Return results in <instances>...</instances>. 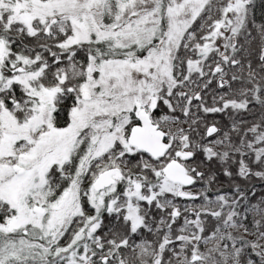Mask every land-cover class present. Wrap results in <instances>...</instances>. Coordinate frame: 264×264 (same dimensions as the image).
I'll return each mask as SVG.
<instances>
[{"label": "rangeland", "instance_id": "obj_1", "mask_svg": "<svg viewBox=\"0 0 264 264\" xmlns=\"http://www.w3.org/2000/svg\"><path fill=\"white\" fill-rule=\"evenodd\" d=\"M206 1L165 0L163 5L160 0L15 1L12 7L14 16L29 29L32 22L44 24L47 20H57L61 30L69 27L70 36L66 43L85 42L93 36L94 40H109L113 46L134 44L138 50L162 26L163 35L146 49L144 55L135 59L136 49L123 59L111 57L95 63L89 57L85 66V79L78 90L74 91L71 105H67L69 108L66 109V116H62L59 121L61 126L52 122L51 115L54 106H57L53 101L56 87L34 84L36 72L25 70V65L20 66L21 70H17L18 67L16 71L9 69L3 82L9 85L17 82L18 86L21 85L29 94L32 105L23 110H29L26 111L29 114L25 113L19 121L6 109L0 110V193L9 207V211L0 217V230L14 236L10 240L5 238L1 241L2 249L9 250L4 257L25 264H38L42 261L44 255L49 253L48 246L63 236L61 233L67 227V222L80 212L78 186L82 182V171L89 168L87 180H91L98 172L93 173L95 169L91 164L100 167L106 158L117 163L116 160L125 155L123 146L127 144L125 137L129 128L126 122L132 111L148 110L169 143L168 149L157 159H151L144 151L146 155L130 148L129 155L133 154L130 157L134 159L129 162L135 166L132 172H139L143 177L152 179L158 176L165 163L176 158L175 151H191V141L182 133V127H187L188 123L180 122L176 114L158 111V92L163 86L173 85L172 61L181 34ZM246 3L247 0L227 1L228 5L221 18L210 32V39L198 47L197 51L202 56L187 62L189 69H203L201 60L206 55L217 51L223 57L224 49L233 47L235 35L245 17ZM46 27L45 30H48ZM256 31L260 33L258 28ZM259 51L260 54L264 53L263 45ZM5 56L6 44L0 40V65ZM212 69L216 67L212 66ZM165 126H169V130ZM178 126L180 131H176ZM211 126L215 127L210 124L205 126V134ZM173 130L174 134L171 133ZM260 136H264V131ZM177 160L185 171L190 166V161L186 159ZM51 164L61 166V169L71 165L74 168L72 172L64 169L67 172L64 175H68V184L54 199H51L54 193L44 187L45 173ZM134 186L129 184L126 189L129 200L122 202V208L127 205V212L121 215L132 228L140 225L143 217L140 207L145 213L142 205L154 199H157L159 210L166 208L169 214L176 204L180 209L184 207L183 216H186L188 207H182L179 201L171 202L173 198L177 199V184L156 179L141 182L137 190H134ZM188 191L192 194L203 193L201 198L205 203L197 204L196 209L205 212L208 221L211 219L217 222L226 215L225 219H221L224 221L229 218L227 225L209 232H203L199 225L188 232L182 231L183 226L178 225L172 231L162 229L161 239L151 246L148 240L145 246H142L141 239L126 242L129 244V253L133 252V259L124 252L113 261L114 264H264V230L259 228L256 217L248 225L243 224L240 217H237V221L232 220L234 213L225 196L220 198L221 203L227 207H214L212 201L216 194H209L201 179H197L194 187ZM86 195L87 204L94 199L101 202L102 196L95 194L91 188ZM259 208L264 215V205L260 204ZM251 210L255 216L257 209ZM82 219L81 225L77 220L69 237L52 247V256L74 259L75 244L87 240L95 227L91 225L89 213L82 214ZM111 253V250L105 249L101 258L105 257L103 260H106ZM242 253L245 255L244 260L241 258ZM89 255L87 253L80 258L88 261ZM190 258L194 259L191 261Z\"/></svg>", "mask_w": 264, "mask_h": 264}, {"label": "trees", "instance_id": "obj_2", "mask_svg": "<svg viewBox=\"0 0 264 264\" xmlns=\"http://www.w3.org/2000/svg\"><path fill=\"white\" fill-rule=\"evenodd\" d=\"M15 1L0 0V40L4 41L7 48V56L0 65V110L6 109L16 120L24 117L25 113L29 114L26 112L29 110H23L30 108L32 100L17 82L10 85L3 82L10 68L16 71L17 67L25 65V70L36 72L34 84L56 87L53 101L57 106H54L51 115L52 122L61 126L59 121L62 116L65 118L66 109L69 108L67 105H71L74 91L78 90V86L85 79V66L89 57L95 63L111 57L123 59L136 49L135 59L144 55L146 49L163 35L162 26L138 50L134 44L113 46L109 40H94L93 36L85 42L66 43L70 36L69 27L61 30L57 20H47L44 24L39 21L32 22L29 29L14 16L12 7ZM160 1L162 5L165 2ZM227 1L207 0L183 30L172 61L173 85L163 86L158 92V111L176 114L180 122L188 123L187 127H182V133L191 141V156L185 160L190 161L186 171L194 177L191 187H194L197 179H201L209 194H216L212 201L214 207H227L221 203L220 198L225 196L234 213L232 220L237 221V217H240L243 224L248 225L256 217L259 228L264 230V215L259 208L260 204L264 205V136H260L264 131V53L260 54L259 51L262 45L264 47V0H247L245 17L235 35V43L231 49H224L223 57L213 51L201 60L203 69L191 70L187 65L189 60L202 56L197 51L198 47L210 39V32L221 18L228 5ZM212 66L216 69L213 70ZM207 124L215 125V130L208 135L204 131ZM165 127L167 130L170 128ZM178 128L179 126L176 131H180ZM171 133L174 134L175 131ZM132 155L124 156V160L132 161ZM72 166L63 168L72 172ZM64 169L51 164L45 173L44 187L54 193L51 199L68 184V175H64L67 173ZM78 192L82 193L79 189ZM202 195L203 193L197 194L198 204L204 202ZM2 197L0 193V217L5 211H9L8 203ZM156 200L142 205L145 213L140 207L143 216H147L150 210L152 212L159 209ZM253 204L256 206H252ZM80 205L82 214L91 210L82 198ZM252 208L257 209L255 216L251 213ZM225 217L226 215L220 217L216 222L211 219L208 221L206 215L203 232L213 231L217 227L222 229L230 220L221 219ZM76 222L75 217L67 222V227L61 233L63 236L48 246L49 253L38 264H114L113 261L124 252L133 259V252L129 253V244H125L126 242L141 239L157 243L163 235V231L155 233L144 231L140 227L132 228L124 218H114L104 229L92 232L83 243L79 241L75 244L74 259L52 256V247L70 236ZM13 237L12 233L0 230L1 264H25L4 257L9 250L2 249L1 241ZM105 249L112 253L103 260L101 257ZM87 253H90L88 261L80 258ZM241 258H245L243 253Z\"/></svg>", "mask_w": 264, "mask_h": 264}, {"label": "flooded vegetation", "instance_id": "obj_3", "mask_svg": "<svg viewBox=\"0 0 264 264\" xmlns=\"http://www.w3.org/2000/svg\"><path fill=\"white\" fill-rule=\"evenodd\" d=\"M145 111L147 112L148 110H145ZM147 114H148L150 121L154 123L156 127L158 128V125L153 121L152 116L148 112ZM127 120L128 122H126V124L128 125L129 128L126 134L128 135L130 128L133 125L139 124V121L137 120V112L132 111V113L128 116ZM166 140H167L166 136H164V141ZM125 142L127 144L123 146V148H125L124 151H126V153H123L125 155L120 156V158L116 160L117 163L112 162V160H110L109 158H106V161H104L103 165H101L100 167L99 166L96 167L95 165L91 164L92 167L95 169L93 173L98 171L91 180H87V175L90 172V169L87 168V169H84V172L82 171V179H81L82 182H81L80 187H78V189L81 190L82 193L78 194L79 198H82L84 201L85 200L87 201L86 194L89 193L90 188L95 194H99L100 196H102L100 200L101 202L96 201L94 199L92 202L88 204V206L91 209L89 211V214L92 219L91 225L95 226L93 227L92 232H96L100 229H104L106 227V224L114 218L116 219H119L120 217L124 218V216H121V215L122 214L126 215L127 211L125 208L127 205H125V208L124 207L122 208V202H124V200L126 201L129 200V198H127L128 192L126 191L129 184H132L133 186L136 185V187L134 186V190H137L138 185L141 182H150L151 180L155 181L156 179H158V181L160 179L163 182L169 181V182L177 184L176 186L177 187V190H176L177 199L174 200L173 198V201L171 202L174 203L176 201H179L182 204L181 205L182 207L183 206L188 207L186 210V216H183L184 207L180 209L178 205L176 204L173 205V208L169 212V214H168V209L166 208L161 209V210H159L160 209L159 208V209L153 210L152 212L150 210L149 211L150 213L147 216H143L141 218V222L139 225L140 229H143L144 231L156 233L158 231H162V229L172 231L173 230L172 228L178 225V226H183L182 231L188 232V231H192V229L195 230L199 225L200 228L204 230L203 223L206 222V218H205L206 214L205 212H203L204 214L202 215L201 211H199V209H196V205L198 204V202L196 201L197 194H195L196 195L195 198L182 197L179 195L180 192L192 194V192L188 191V189L191 188L194 180L189 185H183L179 182L164 178L162 175V169L166 163L160 168L158 172V176L152 179L150 177H143L139 172H132L131 169H133L135 166H131L130 162L124 160L123 158L124 156L129 157L128 150L130 148L132 150L135 149L136 152H142V150L137 149L135 146L129 144L127 142L126 137H125ZM168 147L166 148V150L168 149ZM147 155L151 157L149 154ZM174 156L177 159L179 158L176 155ZM151 158L153 159V157ZM157 158H160V157H157ZM157 158H154V159H157ZM107 169H112V173L110 175V179L112 180V182L103 188L94 189L93 182L95 178L101 171H104ZM129 171H131L130 172L131 174L129 173ZM185 172L187 173V171ZM134 174L137 176H135ZM130 175H133V176H130ZM171 202L169 204H171ZM79 209H80V212H77L75 214V218H77L79 224L81 225L83 222V219L80 220V217L82 215L81 207H79ZM86 213L88 212L85 211L84 215ZM184 224L186 225L184 226ZM76 227H78V225ZM148 242H149L148 245L150 246L154 244L152 241H148ZM145 244H146V241L143 240L142 246H145ZM194 258H197V256H195ZM194 258H190V260L192 261ZM102 259H105V257H103Z\"/></svg>", "mask_w": 264, "mask_h": 264}, {"label": "water", "instance_id": "obj_4", "mask_svg": "<svg viewBox=\"0 0 264 264\" xmlns=\"http://www.w3.org/2000/svg\"><path fill=\"white\" fill-rule=\"evenodd\" d=\"M21 69L20 67L17 68V70ZM137 120L139 124L133 125L130 128L126 138L127 142L137 149L146 152L153 158L162 156L169 145L168 142L164 141V132L150 121L144 109L137 111ZM214 128V126L209 127L206 133L209 134ZM175 155L180 159H188L191 153L187 151H176ZM111 173L112 169L101 171L93 182L94 189H100L109 185L112 182L110 179ZM162 174L167 179L183 185H189L193 182V177L185 172L184 166L176 158H172L164 165ZM179 195L182 197H196L195 194L185 192H180ZM34 209L38 210L37 207H34Z\"/></svg>", "mask_w": 264, "mask_h": 264}, {"label": "bare ground", "instance_id": "obj_5", "mask_svg": "<svg viewBox=\"0 0 264 264\" xmlns=\"http://www.w3.org/2000/svg\"><path fill=\"white\" fill-rule=\"evenodd\" d=\"M178 161H179V160H178ZM162 175H163V174H162ZM163 177L166 178L164 175H163ZM222 232H223V234H226L224 231H222Z\"/></svg>", "mask_w": 264, "mask_h": 264}]
</instances>
